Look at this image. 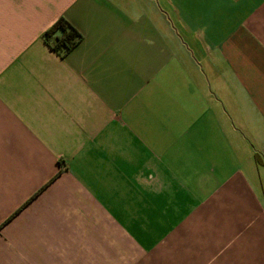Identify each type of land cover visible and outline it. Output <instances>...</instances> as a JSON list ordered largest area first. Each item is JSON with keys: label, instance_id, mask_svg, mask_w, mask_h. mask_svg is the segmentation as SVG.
I'll return each instance as SVG.
<instances>
[{"label": "crops", "instance_id": "obj_1", "mask_svg": "<svg viewBox=\"0 0 264 264\" xmlns=\"http://www.w3.org/2000/svg\"><path fill=\"white\" fill-rule=\"evenodd\" d=\"M0 264H264V0H0Z\"/></svg>", "mask_w": 264, "mask_h": 264}, {"label": "trees", "instance_id": "obj_2", "mask_svg": "<svg viewBox=\"0 0 264 264\" xmlns=\"http://www.w3.org/2000/svg\"><path fill=\"white\" fill-rule=\"evenodd\" d=\"M44 36L46 42L61 55L67 54L82 38L81 32L65 17H60Z\"/></svg>", "mask_w": 264, "mask_h": 264}]
</instances>
